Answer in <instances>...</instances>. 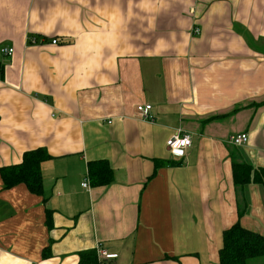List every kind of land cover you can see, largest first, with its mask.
I'll use <instances>...</instances> for the list:
<instances>
[{"label":"crops","instance_id":"0c3cea01","mask_svg":"<svg viewBox=\"0 0 264 264\" xmlns=\"http://www.w3.org/2000/svg\"><path fill=\"white\" fill-rule=\"evenodd\" d=\"M38 148L42 192L6 188ZM93 161L112 183L82 186ZM234 162L264 169V0H0V264H220L238 220L264 236Z\"/></svg>","mask_w":264,"mask_h":264},{"label":"trees","instance_id":"16d2710c","mask_svg":"<svg viewBox=\"0 0 264 264\" xmlns=\"http://www.w3.org/2000/svg\"><path fill=\"white\" fill-rule=\"evenodd\" d=\"M50 157L44 148L25 152L21 163L2 168L5 187L25 183L30 191L41 193V163ZM89 178L94 186L110 184L114 180L113 169L106 161L89 162ZM233 179L234 183L242 188L250 183L264 185V169L254 168L246 162H234ZM238 212L239 217L246 213L243 208ZM80 256L79 264H100L97 249L82 252ZM261 256H264V236L261 233L245 228L240 220L224 231L220 264H249L251 260Z\"/></svg>","mask_w":264,"mask_h":264},{"label":"built area","instance_id":"2783aa9c","mask_svg":"<svg viewBox=\"0 0 264 264\" xmlns=\"http://www.w3.org/2000/svg\"><path fill=\"white\" fill-rule=\"evenodd\" d=\"M194 32L199 33L200 29L195 28ZM32 42L37 43V40L33 39ZM52 42L56 44V43H58V40L53 39ZM13 51H14V49L12 47L6 46V47L2 48V52L7 56L12 55ZM137 109L141 113L143 118L153 120L152 119L153 116L150 113V111L152 109L151 104L138 105ZM230 141L234 145L241 146V145L246 144L249 141V135L246 132L239 133V134L231 136ZM192 144H193V140H192L191 134L188 132L181 131V130H179L178 132L173 134L167 140V146H168V149L170 150L171 154L175 157H179V158H183V159H184V157H186L187 151L192 146ZM82 186L89 187V179L88 178H86V180L82 183ZM97 251H98V256L101 258L103 256H105V257L109 256V254L103 249H99Z\"/></svg>","mask_w":264,"mask_h":264},{"label":"rangeland","instance_id":"374dc122","mask_svg":"<svg viewBox=\"0 0 264 264\" xmlns=\"http://www.w3.org/2000/svg\"><path fill=\"white\" fill-rule=\"evenodd\" d=\"M88 179H89V184H90V178L89 177H87Z\"/></svg>","mask_w":264,"mask_h":264}]
</instances>
